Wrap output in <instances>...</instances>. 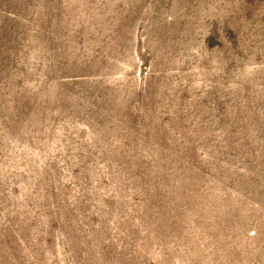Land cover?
<instances>
[{
  "label": "rangeland",
  "instance_id": "374dc122",
  "mask_svg": "<svg viewBox=\"0 0 264 264\" xmlns=\"http://www.w3.org/2000/svg\"><path fill=\"white\" fill-rule=\"evenodd\" d=\"M0 264H264V0H0Z\"/></svg>",
  "mask_w": 264,
  "mask_h": 264
}]
</instances>
